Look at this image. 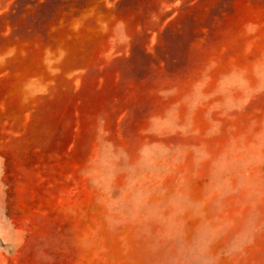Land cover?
Here are the masks:
<instances>
[{"label":"rangeland","instance_id":"obj_1","mask_svg":"<svg viewBox=\"0 0 264 264\" xmlns=\"http://www.w3.org/2000/svg\"><path fill=\"white\" fill-rule=\"evenodd\" d=\"M10 50L0 63V264H264V164L238 154L220 194L189 153L162 187L185 185L200 206L175 223L128 202L126 173L107 192L93 174L102 132L128 164L145 144H206L216 157L256 142L264 95L216 137L204 135L202 113L196 137L143 129L178 99L160 89L187 91L210 60L223 71L264 55V0H0V56Z\"/></svg>","mask_w":264,"mask_h":264},{"label":"clouds","instance_id":"obj_2","mask_svg":"<svg viewBox=\"0 0 264 264\" xmlns=\"http://www.w3.org/2000/svg\"><path fill=\"white\" fill-rule=\"evenodd\" d=\"M245 32L252 36L258 26L246 24ZM249 48H245L248 53ZM14 50L0 56V63L11 57ZM219 64L215 60L208 61L201 69L199 76L193 80L189 89L183 91L177 87L160 89L157 92L163 100L172 98L171 104L162 114H153L148 118L147 127L143 129L145 135L156 137L175 136L196 137L201 134L197 126L196 116L202 113L207 124L204 135L208 138L221 134L223 121L231 118V114L241 112L251 101L264 95V55L253 58L249 63L234 64L227 70L218 71ZM100 137L98 155L93 161L94 175L101 189L107 192L118 173H126L127 189L125 196L128 202L139 211L159 213L158 219L163 218L165 212H170L168 219L173 223L186 211L200 205L191 200L190 191L181 185L171 194L163 188V181L172 174V169L183 162V158L191 153L193 162L198 167L209 165L215 183L214 191L223 194L228 181L223 177L229 173L237 163V155L251 164H264V130L254 136L255 143L245 148H236V141L223 154L213 157L206 144L193 146L189 149L152 143L145 144L139 150L138 159L128 164L127 153L117 149L110 141ZM123 162V166H122ZM4 174V160L0 157V177ZM6 185L0 182V190ZM166 197V204L163 198ZM161 204L164 206L161 207Z\"/></svg>","mask_w":264,"mask_h":264}]
</instances>
